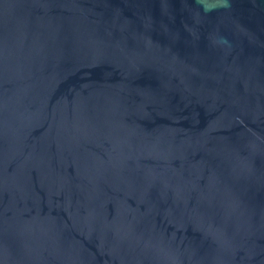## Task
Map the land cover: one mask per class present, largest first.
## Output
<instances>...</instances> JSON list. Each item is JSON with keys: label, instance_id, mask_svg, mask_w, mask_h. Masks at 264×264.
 <instances>
[{"label": "water", "instance_id": "obj_1", "mask_svg": "<svg viewBox=\"0 0 264 264\" xmlns=\"http://www.w3.org/2000/svg\"><path fill=\"white\" fill-rule=\"evenodd\" d=\"M0 264H264V0H0Z\"/></svg>", "mask_w": 264, "mask_h": 264}]
</instances>
